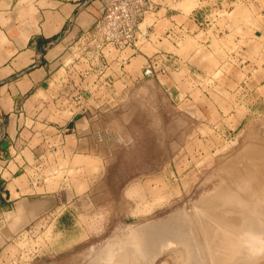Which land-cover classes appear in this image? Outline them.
Wrapping results in <instances>:
<instances>
[{
    "label": "rangeland",
    "instance_id": "obj_1",
    "mask_svg": "<svg viewBox=\"0 0 264 264\" xmlns=\"http://www.w3.org/2000/svg\"><path fill=\"white\" fill-rule=\"evenodd\" d=\"M208 7L209 16L200 18V27L207 31L218 23L220 31H211V44L196 46V56L182 61L187 71L196 73L194 94L183 93L180 79L172 77V72L182 68L180 63L169 69L156 65L151 76L117 83L112 73L120 66L113 59L123 49L113 44L110 34L94 29L89 40L75 47L78 58H88L89 70L99 75H92L88 82L99 84L97 91L89 89L86 95L80 94V84L71 100L88 102L89 114L111 125L109 157L95 164L91 159L59 162L55 180L66 179L69 190L80 176L76 168L94 165L91 170L96 171L91 176L96 180L89 187L78 185L80 196L68 204L58 193L53 212L59 218H71L72 227L66 226V233L61 227L54 230L51 221L43 219L49 217L42 216L43 220L1 243L0 264H119L123 256L128 264H140L130 231L178 213L195 228L201 217L208 220L215 215L235 217L237 227L264 222V167L254 169L240 157L253 142L261 144L260 150L264 147L260 143L264 140V39L245 53L243 42L233 39L237 34L244 36L242 28L232 33L226 30V22L241 21L235 15L241 9L248 12L243 13L245 17L249 8L264 12V0H214ZM249 169L260 176L261 187L250 199L253 205L248 213L244 202L230 203L219 197L224 189L244 196L253 182L244 174ZM242 231L236 235L241 253L234 260H244L236 264H264V233L257 236L262 243L252 242V249L262 251L255 253L246 251L252 246L245 242L249 234ZM174 250L154 260L147 255L143 264H179V248L176 254ZM109 255L112 261L105 259Z\"/></svg>",
    "mask_w": 264,
    "mask_h": 264
},
{
    "label": "crops",
    "instance_id": "obj_2",
    "mask_svg": "<svg viewBox=\"0 0 264 264\" xmlns=\"http://www.w3.org/2000/svg\"><path fill=\"white\" fill-rule=\"evenodd\" d=\"M108 1L0 0V246L38 220L48 219L54 230L69 232L71 218L53 212L58 193L68 204L80 196L78 185L89 187L96 180L91 177L96 171L94 165L76 168L80 176L69 190L66 179L56 181L55 166L69 159L102 163L109 157L111 125L91 116L88 102L71 100L80 84V94L97 91L99 83L88 79L99 75L89 70L88 58H78L75 47L89 40ZM210 1L148 0L135 47L118 49L114 56L120 66L112 73L114 80H142L148 66L169 69L180 63L172 77L180 79L183 93L194 94L196 73L182 61L196 56V46L211 44V31H220L218 23L207 31L200 27ZM245 11L235 14L241 21L226 22V30L242 28L244 36L233 39L243 42L247 53L264 39V12L249 8L248 18Z\"/></svg>",
    "mask_w": 264,
    "mask_h": 264
},
{
    "label": "bare ground",
    "instance_id": "obj_3",
    "mask_svg": "<svg viewBox=\"0 0 264 264\" xmlns=\"http://www.w3.org/2000/svg\"><path fill=\"white\" fill-rule=\"evenodd\" d=\"M253 128H252V130H253ZM254 130H255V128H254ZM254 132L256 133V131H254ZM254 132L252 134L256 135ZM252 134H250V135H252ZM258 135H260V134H258ZM260 137L261 136H259L258 138H260ZM255 138H257V137L254 136V138L252 137L251 140L252 139L255 140ZM249 139L250 138H248V140ZM250 141L248 142V144L250 143ZM260 141H262V140H260ZM256 142H259V141L256 140ZM263 142H264V140L262 142H260V143H263ZM253 144H254V142H253ZM253 144H250L251 147H249L250 145L245 147V149H244V150H246L245 153H244V151H242L241 152L242 154L239 153L242 156H240V155L239 156L241 157V159L243 158L242 160H243L244 163H245V161H247L246 163L250 164V166L252 168H254V169H257L258 167H260V168L262 167L263 168L264 167V150H262V149H264V147L263 148L261 147V150H260L259 149L260 148L259 145H261V144L258 145V143H256L258 145V148H257V145L255 146ZM236 159L240 160V158L238 156H237ZM236 159H234V160H236ZM236 161H234V162L236 163ZM239 162H241V164L243 163L242 161H239ZM261 170H263V169H261ZM252 171L249 169L248 171L244 172V174H246V176L250 177L253 180V182H251V184L247 186V190L245 192L246 194L244 196L242 194L241 195L238 194L237 191H233L232 189H231L232 191L224 189L222 191V193H221V195H222L221 197L224 200H229L230 202H233V203L234 202L235 203L244 202V205L248 208V213L252 211V205H253V204H251L250 199H253V198H255L257 196V194L259 192V188L261 187V183L259 181L260 180L259 179L260 176L257 173H254V171L253 172ZM258 173H259V170H258ZM224 179H222V180H224ZM235 184H237V183L235 182ZM215 189H217V188H215ZM204 197H206V196L204 195ZM208 197H210V196H208ZM230 206H231V204H230ZM235 207H234V209H235ZM237 210H238V208H237ZM201 218L204 219L205 217H201ZM192 219H194V218H192ZM245 219H246V217H245ZM246 221H248V220L246 219ZM258 223H259V221H258ZM263 223L264 222L261 221V223L258 225V224H255L254 222H245V223L241 224L239 227H237L238 225L233 224V223H230V225L227 223V225L228 226H231V225L234 226L236 232L239 231V230H245V233L249 234V236H250V240L247 239V241H245V242L248 243L249 246H252V247H249L246 251H250L251 250V251H254L256 253V252H262V251H258L257 248H255V249H252V248H253V243L259 241L257 236H259L261 233H264V224ZM195 226H196V224H195ZM205 231L209 232L210 228L208 229L206 227H204V228L201 227V232H202L203 235H205L207 233V232L205 233ZM239 235L240 234H238V236ZM142 237H143L142 231L135 230L134 238L136 240V244L137 245L140 244V238H142ZM235 239H234V242L233 241L230 242V243H232V245H231L232 250H230V247L227 248V251H229V252H225V251L224 252L223 251L217 252V251H214L213 247L205 246V244L200 245V247H196V246L191 247L190 245L186 244L183 241H182L183 242L182 244H184L185 246L184 247H178V245H180V241L174 240L172 238L171 239L165 238V239H163V240H161L159 242H155V243L149 242V245H148L147 248L140 249V248L137 247V248H135L136 252H134V253H135L136 260L140 264H143V261H144L146 255L149 254V253H154L158 257L162 253H165V252H168V251H169V253H171L170 251H173L174 249L177 250L178 248H179V252L177 254L178 255V260L177 261H178V263L181 262L179 264H226V263H230V262L233 263V264H236V263H239L240 261L242 262L244 259H241L239 257V259H237V260L235 259L234 260V256L239 254V253H241V251H238L239 249H241L240 248L241 246H238V243H237V241H235ZM259 242L262 243V240H260ZM125 243H126V241H125ZM170 245L172 246V248H171ZM175 250H174V252H175ZM246 251H243V253L246 252ZM175 254H176V252H175ZM251 254H252V252H251ZM119 255H120V253H119ZM235 258H236V256H235ZM125 260H126V258L124 256H123V258L121 257L120 260H119V262H120L119 264H128V263L125 262ZM244 263H245V261H244Z\"/></svg>",
    "mask_w": 264,
    "mask_h": 264
},
{
    "label": "water",
    "instance_id": "obj_4",
    "mask_svg": "<svg viewBox=\"0 0 264 264\" xmlns=\"http://www.w3.org/2000/svg\"><path fill=\"white\" fill-rule=\"evenodd\" d=\"M221 196L219 197V199L224 200ZM217 201L218 199L213 200L212 202L215 204ZM227 201L230 202L229 200ZM166 218L168 219L150 223L141 228H134L133 230H131L130 232L134 240L135 230H140L143 233V237L140 238V244L137 245L135 240V248H147L149 242L155 243L165 238H172L174 240L180 241L181 246L178 245V247H184L185 245L182 243L185 242L191 247H200V245L205 244V246L213 247L214 251L229 252L227 251V248L230 247V250H232V243H230L231 241L234 242V239L236 238L235 241L240 242V240L236 237V235L239 234L240 230L236 232L234 226L227 225V223L229 225L230 223L236 224V221L234 219L235 217H233L232 219L230 217H224L223 215H215V217L208 219L209 221L201 219L198 223V226L196 224V228L194 226H191L187 217L180 215L179 213L173 214ZM200 226L203 228H210V231H205V233H207L203 235ZM248 238L250 239V237ZM111 254L115 253L112 252ZM109 261H112V258Z\"/></svg>",
    "mask_w": 264,
    "mask_h": 264
},
{
    "label": "built area",
    "instance_id": "obj_5",
    "mask_svg": "<svg viewBox=\"0 0 264 264\" xmlns=\"http://www.w3.org/2000/svg\"><path fill=\"white\" fill-rule=\"evenodd\" d=\"M147 1L109 0L103 16L95 24V29L98 33L110 34L113 44L120 49L135 47L139 24L148 8ZM146 36L149 37L148 34H143L144 38ZM153 73V66H148L144 70L145 76H151Z\"/></svg>",
    "mask_w": 264,
    "mask_h": 264
},
{
    "label": "flooded vegetation",
    "instance_id": "obj_6",
    "mask_svg": "<svg viewBox=\"0 0 264 264\" xmlns=\"http://www.w3.org/2000/svg\"><path fill=\"white\" fill-rule=\"evenodd\" d=\"M147 255H150V256H151V257H150L151 260H154V259L157 257L154 253H149V254H147ZM147 255H146V256H147ZM111 258H112V256L109 255V256H107L105 259H106V260H110ZM145 259H146V257H145ZM145 259H144V260H145Z\"/></svg>",
    "mask_w": 264,
    "mask_h": 264
}]
</instances>
